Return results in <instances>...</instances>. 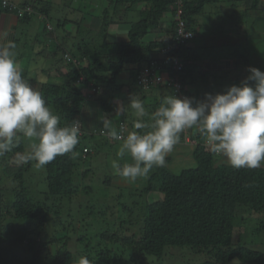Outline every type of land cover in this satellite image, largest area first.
I'll return each mask as SVG.
<instances>
[{
    "label": "trees",
    "instance_id": "16d2710c",
    "mask_svg": "<svg viewBox=\"0 0 264 264\" xmlns=\"http://www.w3.org/2000/svg\"><path fill=\"white\" fill-rule=\"evenodd\" d=\"M3 1L0 0V13L4 10ZM6 1V5L18 9L16 1ZM47 1L44 0L48 6ZM175 1L107 0L105 5H98L101 11L90 16L91 25L100 27L102 24L101 32L110 24L125 21L130 25L127 41L104 40L99 47L92 43L83 47L78 44L80 56L67 63L68 69L63 71L60 66L56 67L65 81L40 83L42 98L53 114L60 118V126L76 121L80 123L79 143L71 153L57 156L44 166L45 186L41 191L33 185L36 174L31 166L35 161L21 166L13 162L16 152L29 150L25 143H29L28 140L21 138L12 152L0 157V264H78L81 257H87L90 264H230L235 259L243 263L264 264V253L243 242L245 229L243 236L236 230L245 225L246 215L264 214V166L233 168L224 158L208 149L199 133L196 134L199 141L191 150L195 165L182 168L177 173L167 169L166 165L155 167L146 178H138V184L128 182L121 186L113 182L111 176L104 179L95 177L93 182V176L87 178L94 170L92 160L102 154L100 143L91 141L95 136L86 132L87 106L96 102L99 115L115 110L114 92L119 89L114 83L127 64L134 65V84L138 82L142 64L149 65L153 60L162 63L165 58L169 62L164 69L169 75L178 77L183 89L209 80L208 70L202 65L207 59L212 62L215 58L205 56L200 60L198 48L188 41L180 43L175 39L172 18L166 26L162 23L163 16ZM258 1L251 0L250 9L257 7ZM215 2L184 0L182 17L186 26L192 29L195 25L193 17L207 3ZM82 3L79 1L81 8ZM17 4L24 6L23 3ZM117 4L125 7L118 10ZM135 6L144 9L140 11L139 20L129 22L123 17ZM81 8L78 11L81 14L71 18L78 28L82 25ZM9 11L19 14L16 10ZM40 11L41 15L49 14L48 7H42ZM117 12L123 15L119 17ZM19 15V21L29 23L34 14L23 12ZM66 21H59L57 26L66 24ZM44 31L36 27V41L40 40L39 35L54 39L52 29L46 24ZM149 31L156 34L164 32L165 37L151 39L148 43L139 41ZM14 36L12 42L20 41ZM58 43L55 46L57 50L61 49L63 53L70 51ZM167 45L171 48L166 52L154 54L156 47ZM25 53L18 55L24 66L19 67L23 77L29 75L25 65L31 56ZM174 58H179L181 63L178 71L173 67ZM225 58L232 60L233 68L238 65L239 59ZM248 63L245 54L242 64L246 67ZM261 68L264 71V61ZM140 86L142 91L152 89ZM93 87L95 90L91 92ZM162 88L158 84L153 87L154 92L140 93L148 114L159 107L161 102L155 90ZM185 93L191 98L196 97ZM146 100H150L152 105H146ZM124 114L125 108L119 114L122 118H118L114 130L118 131L120 121L131 125L134 118L129 121ZM101 128L111 130L105 129L104 125ZM97 135L104 137L103 144L107 143V136ZM167 160L169 157L165 163ZM100 179L104 183L101 188ZM260 226L264 227V221ZM50 246H55V249H50Z\"/></svg>",
    "mask_w": 264,
    "mask_h": 264
},
{
    "label": "clouds",
    "instance_id": "9594fccd",
    "mask_svg": "<svg viewBox=\"0 0 264 264\" xmlns=\"http://www.w3.org/2000/svg\"><path fill=\"white\" fill-rule=\"evenodd\" d=\"M260 2L264 4V0ZM23 4L24 6H20L16 3L15 7L18 9L4 3L2 6L8 11H18L19 8L30 6L31 12L27 14L33 13V17L36 12L41 18V13H37L32 6V0H25ZM174 4L168 13H171L170 18L175 22V39L179 41L176 38L175 6L181 4L183 19L184 0H176ZM166 21H162L165 26L168 24ZM60 26L68 32L65 24ZM46 27L52 29L51 24ZM186 28L193 32L194 38L195 31L187 26ZM6 37V32H0V157L12 152L19 140L25 138L29 141V150L16 152L13 162L21 166L35 161L37 167L43 168L57 156L74 150L79 143L80 124L76 121L68 126H60V118L46 105L41 92L23 78L13 51L16 45L7 41ZM192 38L179 42L184 43ZM170 48L171 46L167 45L160 47V50L166 52ZM66 54L73 58L74 55L70 51L63 53L68 63ZM144 65L147 63L140 66V71ZM247 71V77L239 85L232 84L222 93H205V96L195 98L184 92L186 88L183 89L178 77L177 90L171 85L169 88L165 82L145 85L140 83L137 77L138 85L144 88L160 84L170 89L173 94L164 97L150 116L138 97H130L128 106L136 117L133 128L138 131H129V125L120 121V124L126 127L120 128L118 123V131L109 130L107 137L122 141L117 155L124 157L130 154L133 163L121 166L113 161L114 174L128 182L146 177L153 167L165 165L166 156L178 141L192 149L199 141L197 133L213 154L226 158L233 168H259L264 163V71L252 66H248ZM165 74L170 78L176 76L169 75V72ZM44 82L41 80V83ZM200 98L204 99L197 101ZM146 116H149L151 123L144 122L143 118ZM104 128L110 129L109 121H104ZM146 128L151 130L147 131ZM192 129L196 132L193 133ZM101 130L102 128H94L86 132L93 135L102 134ZM78 264H90V261L87 257H81Z\"/></svg>",
    "mask_w": 264,
    "mask_h": 264
},
{
    "label": "rangeland",
    "instance_id": "374dc122",
    "mask_svg": "<svg viewBox=\"0 0 264 264\" xmlns=\"http://www.w3.org/2000/svg\"><path fill=\"white\" fill-rule=\"evenodd\" d=\"M79 1L83 2L82 8L79 7ZM87 1H90V3L87 4ZM105 1L107 0H48L47 2H49V4L47 6V3L44 2V0H32V6L34 9H36L37 13H42L40 8L48 7L49 14H44L42 16L40 15L42 19L40 20L41 22H39V28L43 30V33H45L44 24H51L52 32L54 33V39H48L46 35L44 37L39 35L38 38L40 37V40L36 41V35H26V33H22L18 27L17 35L14 37H19L20 42H15L16 48L13 51L15 52L17 48H21L24 52H26L25 55H31L25 65V68H27L29 71V75L23 77L30 85L39 90L41 80H44L45 82L53 81L56 83L65 81V78L61 77V73L57 72L56 70V67L58 66H60L61 70L63 71H66L69 67L63 57V51L61 49L57 50L55 47L58 42L63 47L65 46L66 48H69L70 52H73L74 57L77 58L80 56L77 48L78 44H81L83 47L87 45V43H92L93 46L95 45L99 47L100 43H102L104 40L111 42L127 41V31L129 25L124 23L125 21L119 22L118 24H110L107 30L101 32L100 28L102 24L100 27L93 23L91 25L90 16L100 12V6L101 4L105 5ZM70 2L72 5H70ZM215 3H207L203 10L193 17L195 25L192 26V29L195 31V37L190 39L188 42L199 49L198 52L200 55V60H204L206 56V58H215L212 60L218 62V58L234 57L239 59V62L235 68H226L224 70L213 72L208 71L207 75H209V80L200 81V83L187 86L185 92L196 96H202L205 94L204 92L215 95L216 93H222L228 86L232 84L239 85L241 81L244 80L245 76L248 75V66L259 68L262 71L261 62L264 61V9L260 7L259 3H257V7L247 9L245 0H216ZM73 7L76 8V10H74ZM123 7H125L124 4H117L118 10H121ZM79 8L82 9L81 11L83 14L82 25L80 28L71 22V18L74 19L81 14L78 13ZM87 9L89 11L88 13ZM143 9L144 7L142 6H135L130 11H128L126 17L123 18H127L129 22H136L140 19V11ZM117 14L119 17L123 15L122 12H117ZM35 15L38 16L36 12ZM170 15L171 13H169L168 17ZM63 20H67L65 28L68 30V32L65 31L61 26H57L59 21L60 23H63ZM164 20L166 21L165 16H163L162 21ZM29 23H31L32 26V23H37V21L31 20ZM24 26H26V24H24ZM154 32L155 31L147 32L143 38H139V41L148 43L151 39L165 36L164 32H160L158 35ZM42 40L47 43L45 49L41 45L38 47L37 42H42ZM35 47L38 50L37 52L42 54L40 57L36 54L34 49ZM153 52L155 55L161 54L160 47H157ZM245 54H247L249 61L246 67L242 64L243 56ZM16 63L18 67H24L18 62ZM133 73L134 65L127 64L125 69L117 76L114 83L115 86L117 85V89H120L121 92H124L125 94V99L123 100V106L125 107L124 116L129 121L132 117L134 118V111L128 108L130 97L133 96L140 99V93L154 92V90H152L153 88L142 91L141 86L138 85V83L134 84L135 77ZM26 77L31 78V80L26 79ZM162 78L165 80V83L166 81L171 80L170 77L165 74L162 75ZM155 92H157V97L160 98V102L164 97L171 94L170 89L167 88L155 90ZM145 104L148 106L152 105L150 100H146ZM92 106L95 107L94 110L92 109V113H94L96 125H99V123L104 125V121L106 120L111 124L112 121L117 120L119 118V114L123 112V110L119 113L103 112L101 113L102 116H100L96 111L98 108L97 103L94 102ZM88 109L89 106H87V112ZM149 116H146L145 119L151 123ZM191 131L193 133L196 132L195 129H192ZM93 138L96 142L100 140L97 135H95ZM24 140L27 139L24 138ZM25 143L27 146H29L27 141H25ZM121 144L122 141H114L111 139L107 140V143L105 144L101 143V147L99 148H101L102 154H99L97 158L92 160L91 166L94 170L91 171V175L87 178L93 176L91 179L92 182L94 181L95 177L104 179L105 176H111L113 177V181L114 179H120L121 177L114 174V170L112 168L113 161L118 162L121 166H123L124 163L132 161L130 154H126L124 157H119L117 155ZM189 149L186 145L182 146L175 144L173 150L166 156L169 157V160H167L165 163L166 168L174 173H177L182 168L194 166L195 160L190 153L191 151L189 152ZM104 156L107 159H103ZM224 159L226 160V158ZM262 166H264V163H262ZM43 169L44 167H37L35 162L32 163L31 170L36 174V176L33 177V185L36 187V190L40 191L42 190V187L45 186V175L43 173ZM154 170L155 167H153L150 172ZM94 173L96 176H94ZM102 179L99 180L100 188L104 187V183H101ZM126 183H128L127 180ZM151 195L153 196L152 193ZM154 196L156 197V194ZM261 221H264L263 213H253L251 215H246L245 225L243 224L244 227L243 225H240L236 230L239 234H241V236H243V229H245L243 242L248 246H253L255 249H260L264 253V227L260 226ZM257 228H259V230ZM50 249L54 250L55 246H50ZM230 264L251 263H243L235 259Z\"/></svg>",
    "mask_w": 264,
    "mask_h": 264
},
{
    "label": "crops",
    "instance_id": "0c3cea01",
    "mask_svg": "<svg viewBox=\"0 0 264 264\" xmlns=\"http://www.w3.org/2000/svg\"><path fill=\"white\" fill-rule=\"evenodd\" d=\"M14 1H16V3H23V2H25V0H14ZM248 1V4H246V8L247 9H250V6H251V4H250V2H251V0H245V2H247ZM258 3H259V5H260V7L261 8H263L264 9V4H261V2H260V0L258 1ZM243 9H244V7H243ZM251 9H252V7H251ZM168 15H169V13L168 14H165V19L167 20V23L169 22L168 20H170L171 18V15L168 17ZM31 20H34V21H37V23H32V26L29 24V23H23V22H20L18 19H17V16H16V14L15 13H13V12H11V11H8V10H3L1 13H0V32H6L7 33V37H6V40L7 41H12L13 40V36H14V34H16L17 33V30H18V27H19V30L22 32V33H26V35H31V36H33L34 35V33L35 32H33V31H36V25H37V28H39L40 27V23L39 22H41L40 20H41V18H39L38 16H33L32 18H31ZM21 24V25H20ZM24 24H26V26H24ZM165 24V23H164ZM43 39V38H42ZM45 39V38H44ZM49 39V38H48ZM16 42H20V41H16ZM37 44H38V47H39V45H41L42 47H46L47 46V43L46 42H43V43H40V42H37ZM22 47H23V45H22ZM34 49H36V47L34 48ZM24 51H22V49L21 48H17L16 49V51H15V55H16V57H15V60H16V62H18L20 65H21V63H22V61H21V59L22 58H19L18 57V55L19 54H21V53H23ZM37 52V51H36ZM226 59V60H225ZM225 63H226V65H225ZM228 63V64H227ZM227 66H229V68H233V66H234V64H233V62H232V60H230V59H227V58H224V59H219V61L218 62H215V61H212V62H209V60L207 59L206 61H205V63L203 64V67L204 68H207V70L208 71H211V72H213V71H218V70H224V69H226L227 68ZM43 70V69H42ZM44 72V71H43ZM155 85H152V86H150V88H153ZM161 87H163V88H166V87H164L163 85H161ZM205 93V92H204ZM170 95H172V93L170 94ZM202 96H205V95H202ZM125 99V94H124V92H121V90L119 89V90H117V91H115L114 92V101H113V103L115 104V110L113 111L114 113H119L120 111H122L123 110V108H125L124 106H123V100ZM204 98H200V99H198L197 101H199V100H203ZM91 103V102H90ZM90 103H89V109H88V112L87 113H85V114H87L86 116H85V125L87 126V130L88 131H91V130H93L94 128H101V124L99 123V125H96V123H95V120H94V118H95V116H94V113H92V111L94 110V108L95 107H93L92 105L93 104H91L90 105ZM93 109V110H92ZM96 112V111H95ZM120 114H122V113H120ZM100 116H102L101 114H100ZM122 117L119 115V120L121 119ZM133 118V117H132ZM118 120V119H117ZM117 120H113L112 121V123L110 124V128H111V130H114V127H116V125H117ZM136 120V117H135V115H134V119H131V125H129V131H138V130H136V129H134L133 128V122ZM143 120H144V122L145 123H148V120H145L144 118H143ZM128 124H129V122H128ZM99 126V127H98ZM140 130H145V129H140ZM146 130L148 131H150L151 129L150 128H146ZM143 132H145V131H143ZM95 135H97V134H94V136ZM99 138H100V140L99 141H95V139L94 138H92V143L93 144H96V143H103V141H104V137H102V136H99V135H97ZM108 140H110V138L108 137L107 138ZM106 139V140H107ZM176 144H178V145H182L183 146V143L182 142H180V141H178ZM188 149H189V147H188ZM192 149H189V152L191 151ZM191 153V152H190ZM127 163H133L132 161H129V162H127ZM112 181H113V178H112ZM137 181V180H136ZM136 181H134V183H135V185L136 184H138ZM113 182H115L116 184H118V185H126L127 183H126V180L125 179H123V178H120V179H114V181Z\"/></svg>",
    "mask_w": 264,
    "mask_h": 264
},
{
    "label": "built area",
    "instance_id": "2783aa9c",
    "mask_svg": "<svg viewBox=\"0 0 264 264\" xmlns=\"http://www.w3.org/2000/svg\"><path fill=\"white\" fill-rule=\"evenodd\" d=\"M4 4H6V1H3ZM19 14L22 15L23 12H31V7L30 6H25V8H19L18 10ZM22 13V14H21ZM181 13H182V6L181 4H176L175 6V20H176V38L179 41H184L186 39L192 38L193 37V32L188 30L185 26V21L181 18ZM66 58L68 62H74L75 59L71 57L70 55L66 54ZM180 60L178 58L173 59V67L178 71L181 67V63L179 62ZM169 61L168 59H164L162 63H159L156 60H153L150 62L148 65H144L138 75V81L140 83H143L145 85H151V84H157V83H163L165 80L162 78V75H164L167 70L164 69V65L167 64ZM174 63L176 64L174 66ZM166 75V74H165ZM80 80L83 79V77L79 78ZM170 81H166L167 85H172L174 88L177 90L179 88V83L178 79L176 76L171 77ZM91 92L94 91V88L90 89ZM80 124V123H79ZM121 127H126L124 124H120ZM80 132H81V127H80ZM108 131L101 130V133L107 135Z\"/></svg>",
    "mask_w": 264,
    "mask_h": 264
}]
</instances>
